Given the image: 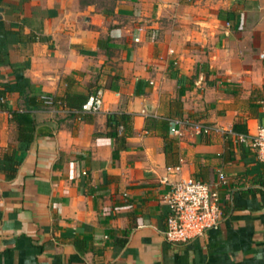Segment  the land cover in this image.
Wrapping results in <instances>:
<instances>
[{"label":"crops","instance_id":"obj_1","mask_svg":"<svg viewBox=\"0 0 264 264\" xmlns=\"http://www.w3.org/2000/svg\"><path fill=\"white\" fill-rule=\"evenodd\" d=\"M21 88L103 89L105 100L84 119L38 110L49 134L10 179ZM112 113L132 115L122 150ZM178 118L216 129L179 137ZM162 119L177 140L170 155ZM262 125L264 0H0V264H264V161L252 143ZM220 173L221 227L169 242L171 183L214 185Z\"/></svg>","mask_w":264,"mask_h":264},{"label":"built area","instance_id":"obj_2","mask_svg":"<svg viewBox=\"0 0 264 264\" xmlns=\"http://www.w3.org/2000/svg\"><path fill=\"white\" fill-rule=\"evenodd\" d=\"M136 40L139 41L140 38ZM104 96L103 89L90 94L80 112L99 113L103 109ZM47 102L52 103V97H47ZM61 104L65 107L64 103ZM174 123L177 126L173 128V132L179 137L184 136L183 128L185 127H191L201 135H209L216 129L212 125L196 120L178 118L174 120ZM240 138L244 139V136L241 135ZM252 139L259 159L264 161V125L259 127ZM180 169V166L174 167V170ZM228 182L225 173H220L219 181L214 185L194 176H181L172 182L165 196V202L170 207L167 226L164 230L167 240L172 243H186L204 236L209 230L219 229L223 222L220 188Z\"/></svg>","mask_w":264,"mask_h":264},{"label":"trees","instance_id":"obj_3","mask_svg":"<svg viewBox=\"0 0 264 264\" xmlns=\"http://www.w3.org/2000/svg\"><path fill=\"white\" fill-rule=\"evenodd\" d=\"M21 99L23 101L22 108H16L12 112V120L17 124V138L20 141L19 150L15 153L7 154V160L11 162V166L6 168L8 172V178H14L18 171L19 165L24 159L25 153L29 150L31 144L38 135L49 134L47 131L40 130V126L37 120L36 112L38 110H51L56 107H62L61 103H64L65 107H69L71 110V115L80 116L84 119L90 113L80 112L83 103L87 100L88 96L68 92L66 96H54V95H37L27 92L25 89H20ZM47 97H52L53 102L48 103ZM61 102V103H60ZM79 111V112H78ZM153 120V119H150ZM149 120V121H150ZM156 120V119H154ZM132 115L129 113H112L108 118V135L116 137L117 139V150H122L127 147V136L132 131ZM149 123V122H148ZM162 127L167 132L164 134L166 139V150L170 155V152H175L177 149V140L170 136V122L168 119H162ZM150 128V124H147ZM121 128H123L121 130ZM198 178V177H197ZM264 185V184H263ZM128 235V233L126 234ZM115 243L119 247H125L128 243V236L123 238H117ZM79 249L83 250L81 247L84 243L81 240L76 241Z\"/></svg>","mask_w":264,"mask_h":264}]
</instances>
